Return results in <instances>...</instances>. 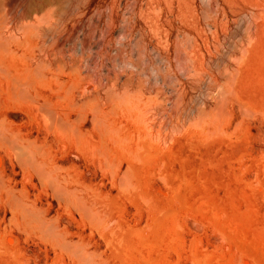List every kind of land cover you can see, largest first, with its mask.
Here are the masks:
<instances>
[{
	"label": "rangeland",
	"instance_id": "374dc122",
	"mask_svg": "<svg viewBox=\"0 0 264 264\" xmlns=\"http://www.w3.org/2000/svg\"><path fill=\"white\" fill-rule=\"evenodd\" d=\"M54 1L56 13L47 0L37 11L29 0H0L5 41L28 28L33 38L35 21L56 24L35 48L41 80L23 57L0 61V132L45 146L68 180L60 195L0 140V264H264V0ZM28 32L18 40L31 47ZM124 83L143 84L169 123L160 116L158 131L119 112L115 137L127 145L106 138L107 159L92 121ZM77 115L83 131L67 132ZM74 187L80 193L67 194Z\"/></svg>",
	"mask_w": 264,
	"mask_h": 264
},
{
	"label": "bare ground",
	"instance_id": "6f19581e",
	"mask_svg": "<svg viewBox=\"0 0 264 264\" xmlns=\"http://www.w3.org/2000/svg\"><path fill=\"white\" fill-rule=\"evenodd\" d=\"M38 2H39V0H37ZM37 1L36 0H29V2L28 3H26V5H27V8H28V10L29 11H34V10H36L37 9ZM45 2H46V0H44ZM48 2H46V3H48L50 6L52 5V12H54V13H56L55 11H56V7H55V5H57V2L56 1H54V0H47ZM58 1V0H57ZM45 3V4H46ZM44 4V5H45ZM39 6H40V4H39ZM120 6V5H119ZM108 7V6H107ZM41 9H43V8H41V6H40V10ZM57 9H58V7H57ZM50 10V9H49ZM37 11V10H36ZM48 11V10H47ZM58 11V10H57ZM31 13H34V12H31ZM53 13V14H54ZM35 14V13H34ZM58 14V13H57ZM26 16H27V14H25ZM31 15V14H30ZM44 15V14H43ZM52 15V14H51ZM51 15H49V16H51ZM54 15H56V14H54ZM29 16V15H28ZM33 17H35L36 16V19L35 20H37V19H39V17L37 18V15L35 14V16L34 15H32ZM27 18V17H26ZM51 18H53V16L51 17ZM51 18H49L48 17V20L49 19H51ZM54 18H56V16H54ZM53 18V19H54ZM28 19H30V18H28ZM33 19V18H32ZM40 19H41V16H40ZM34 20V21H35ZM29 21H31V20H29ZM34 21H31V24H33V22ZM41 21V20H40ZM46 21H47V19H46ZM36 22V21H35ZM34 22V27H33V29L31 28V31H32V33L33 34H35V35H33L32 37L33 38H36V41H35V45H33V46H29L28 44H29V42H27V41H25V42H27L28 44H22L23 42H21L20 43V41L18 40V38L20 39V37H18V38H16L15 40H13L14 39V36H13V34H12V36H13V39H12V41L9 39V41H5L4 39H1L2 37H0V39H1V41L3 40V42H1L0 43V61H3L4 59H5V57H7V56H10V57H23V59L24 60H28L29 62H30V67L31 68H29V71H31V72H34V73H32L33 75H34V77H35V74L37 75V73L39 72V70H41V72H39L40 73V75H43V73H42V70L44 71V69H41V66L42 65H40L39 66V63H38V60L37 61H35V59H33L36 55H35V48L36 49H38L39 51H41V50H44V49H42L43 48V46H44V44H45V41H46V35L44 34V36H42L43 35V32L44 33H46V31L47 32H49L48 31V29L50 28V30L51 31H53L54 29H56V28H53V25L54 26H56V24H54L53 23V25H52V23H51V25H50V27L48 28L47 26H48V23H46V25H45V27L46 28H44V26H43V24H44V22H43V24H41V23H39L38 22V20H37V22L39 23H35ZM49 22V21H48ZM50 22H54V21H50ZM49 22V23H50ZM57 22V21H56ZM26 23V22H25ZM24 24V23H23ZM27 25V24H26ZM6 26V25H5ZM20 26H22V25H20ZM24 26H25V24H24ZM30 26V25H29ZM2 27V29L4 30V26H1ZM31 27V26H30ZM9 28V27H8ZM6 29V28H5ZM12 29V28H11ZM30 28H28V30H29ZM45 29H46V31H45ZM13 30V29H12ZM21 30V29H20ZM28 30H27V32H28ZM24 31V30H23ZM22 30H21V32H23ZM50 31V32H51ZM146 31V30H145ZM157 31V30H156ZM27 32L25 33V31L22 33V35L24 36L25 34L26 35H28L27 34ZM49 32V33H50ZM54 32V31H53ZM138 32H139V30H138ZM9 33V32H8ZM9 33V34H10ZM29 33V32H28ZM52 33V32H51ZM1 34H2V32H1ZM19 34H21V33H19ZM30 34V38H31V33H29ZM48 34V33H47ZM2 36V35H1ZM12 36H10L9 35V38H12ZM23 36L21 37V39L23 38ZM48 36V35H47ZM139 36V35H138ZM28 37H29V35H28ZM27 37V39H30V38H28ZM55 37V36H54ZM4 38H5V36H4ZM24 38H26L25 36H24ZM23 38V39H24ZM33 38H31V39H33ZM6 39V38H5ZM8 39V38H7ZM25 40V39H24ZM50 41L48 42V43H50L51 42V39H49ZM13 43H15V45H14V47L12 46V44ZM47 43V44H48ZM52 44V43H51ZM49 46H51L50 44H48ZM47 51V50H46ZM38 52V51H37ZM45 52V51H44ZM42 53V52H41ZM40 52H39V54H41ZM46 53V52H45ZM44 53V54H45ZM36 54H38V53H36ZM46 55V54H45ZM39 56V55H38ZM39 57H41V56H39ZM38 57V58H39ZM43 57H45L44 55H43ZM163 57V56H162ZM36 58V57H35ZM31 60H33V61H31ZM5 61V60H4ZM12 61V60H11ZM40 61H41V59H40ZM20 62V61H19ZM23 62H27V61H23ZM41 62H43V63H45L43 60L41 61ZM3 63V62H2ZM21 63V62H20ZM41 64V63H40ZM1 65V64H0ZM46 65V64H45ZM43 66V67H45V68H47L46 66ZM169 66V65H168ZM5 67V66H4ZM40 67V68H39ZM16 68V67H15ZM22 68V67H21ZM20 68V69H21ZM1 69V68H0ZM1 70H3V69H1ZM25 70H27V69H24V73H25ZM14 71H15V69H14ZM29 71H27L28 73H29ZM37 71V72H36ZM1 72V71H0ZM6 72V71H5ZM26 72V73H27ZM7 73V72H6ZM10 73V72H9ZM15 73H17L18 74V72H15ZM27 73V74H28ZM39 73H38V75L36 76L37 77V79L38 80H41V78L39 79V77L38 76H40L39 75ZM22 74V73H21ZM18 75H20V72H19V74ZM31 75V74H30ZM133 75V74H132ZM2 76V75H1ZM10 76V75H9ZM45 76V75H44ZM129 76V75H128ZM15 77V76H14ZM13 77V78H14ZM26 77V76H25ZM25 77H23L22 76V79L23 78H25ZM28 77V76H27ZM26 77V78H27ZM42 77V76H41ZM46 77V76H45ZM45 77H42V78H45ZM7 78V77H6ZM12 78V79H13ZM17 78H18V76H17ZM16 78V80H14V81H16L15 83L17 84V86L20 84L19 82L21 81V79L19 80V82H18V79ZM131 78V77H130ZM29 79H26V80H24L23 82L24 83H21V84H24L25 85V81H28ZM31 80V79H30ZM142 80V79H141ZM128 81H129V79H128ZM138 81V80H137ZM31 82V81H30ZM34 81L32 80V83H33ZM122 82V81H121ZM11 83H12V80H11ZM14 83V82H13ZM116 83V82H115ZM114 83V84H115ZM138 83H139V81H138ZM143 83V82H142ZM20 84V85H21ZM37 84H38V82H37ZM113 84V85H114ZM125 84V83H124ZM127 84V83H126ZM121 85L120 87H116V88H112V90L110 89V91L108 92V94H107V101H106V99H105V101L106 102H104L103 103V105L102 104H100V106L101 107H97V109L96 110H98L99 111V113L95 116V120L94 121H92L93 122V128H95V127H98V128H100V130L102 131V135H103V138H102V136H101V141L100 142H102L101 144L103 145L102 147H104V151H105V155H107V156H105V158L107 157V159H108V155H111L110 153H111V148L108 146V144H107V141H105V139L106 138H113V141H114V139H115V141L116 142H114V143H116V145L118 144L119 145V147L120 148H124V145H127V144H123V143H121V140L123 141V139H121V140H119V139H117L118 137H115V135H119V133L117 132V130L118 129H120L121 128V126H122V124L121 125H118V127L119 128H116V126H115V124H114V121H112V119L111 118H114V117H116V115H118V113L120 112H122V113H124V112H126V113H128V114H130V116L131 115H133V116H135L134 117V119H138V118H141V119H143L142 121H144V120H149L150 122L152 121V126L151 127H155L156 128V130H158L159 131V129H158V127H160V120H159V117L161 116V119H162V116H164V118H163V120H164V122H163V120H162V122L163 123H165V127L167 128V123H169V121H168V118H167V115H166V108H164V107H158V108H154L153 106H155L156 105V103H155V105H151L152 106V108H150V106H148V105H150V104H148V99L150 98V97H152L153 96V94L152 93H148V95H149V97H148V95H146V92H148V91H145V89H143V88H145V87H143L141 84H137L139 87H137V88H133V87H130L128 84H130V82L127 84V85ZM133 84V83H132ZM15 85V84H14ZM23 85V86H24ZM27 86H30V83H27L26 84ZM131 85V84H130ZM141 85V86H140ZM145 85V84H144ZM11 86H13V85H11ZM16 86V87H17ZM23 86H22V89H23ZM117 86V85H116ZM16 87H15V89H14V91H12V88H11V91H12V93L13 92H15V90H16ZM25 87V86H24ZM19 88H21L20 86H19ZM28 88V87H27ZM26 88V89H27ZM22 89H17L18 91H20V90H22ZM29 89H30V87H29ZM16 90V91H17ZM28 92V90L26 91L25 89H23V91H20V92ZM32 91V90H31ZM164 91V90H163ZM20 92H18V94H15L16 96L17 95H21L20 97H22L23 99H25L26 98V96H24V95H27L28 93H26V94H23V93H21L20 94ZM149 92H151V91H149ZM159 92V91H158ZM13 94V95H14ZM151 94H152V96H151ZM156 94V93H155ZM166 94V93H165ZM164 94V95H165ZM29 95V94H28ZM160 95V94H159ZM12 96V95H11ZM155 96V95H154ZM18 97V96H17ZM20 97H18L19 99H20ZM31 97V96H30ZM29 97V98H30ZM155 97H158V94L155 96ZM163 96H161L160 97V99H163L164 97H167V96H164L163 98H162ZM9 98H12V97H9ZM16 98V97H15ZM14 98V99H15ZM21 98V99H22ZM153 98V97H152ZM159 98V97H158ZM17 99V98H16ZM19 99H17V100H19ZM158 100V99H157ZM168 100V98L166 99V101ZM24 101V100H23ZM28 101V100H27ZM151 101V100H150ZM149 101V102H150ZM158 101H160V100H158ZM158 101H156V102H158ZM165 101V100H164ZM43 103V102H42ZM162 103H164V102H162ZM166 103V102H165ZM37 104H38V102H37ZM40 104V103H39ZM44 104V103H43ZM157 104H159V103H157ZM40 105H42V104H40ZM158 105H156L155 107H157ZM159 106H160V104H159ZM41 107V106H40ZM43 107V106H42ZM41 107V108H42ZM165 107H167V106H165ZM100 108V109H99ZM37 109H38V107H37ZM48 109V108H47ZM169 109V108H168ZM40 110V109H39ZM170 111V110H169ZM44 112V111H43ZM52 112V111H51ZM96 112V111H95ZM122 113H121V115H122ZM45 114V113H44ZM48 114V113H47ZM49 114H50V111H49ZM127 114V115H128ZM52 115V114H51ZM82 114L80 113V116H81ZM78 116V115H77ZM83 116V115H82ZM54 117V116H53ZM86 117V116H85ZM93 117H94V115H93ZM118 117V116H117ZM129 117V116H128ZM137 117V118H136ZM5 118V117H4ZM131 118V117H130ZM67 119V121H65ZM65 120H62L63 122L65 121V124H66V122H67V124H66V126H65V124L64 125H62L63 123H62V121H61V126L59 125L60 123H58V125L56 124V126H59L60 128H58V129H61V127L63 126V128L61 129L62 131L64 130V128L66 127L67 129H68V131L67 132H69L70 133V131L73 133V132H77L78 130H82L83 129V125H81V122L80 121H82V117L80 118L79 116H78V119H79V122L80 123H78L77 124V121H75L76 120V118L74 119V120H68V118H66ZM94 119V118H93ZM92 119V120H93ZM133 119V118H132ZM122 120V119H121ZM129 120V118L127 119V121ZM139 120V119H138ZM54 121V120H53ZM134 121V120H133ZM139 121H141V120H139ZM142 121H141V123H142ZM148 121V122H149ZM168 121V122H167ZM1 122H3V121H1ZM0 122V123H1ZM7 123H9L8 121H6ZM84 122H85V120H84ZM118 122V121H117ZM135 122V121H134ZM6 123V124H7ZM56 123H57V121H56ZM131 123H133V122H131ZM140 122H139V125L141 124ZM143 123H145V122H143ZM4 124V123H3ZM53 124V123H52ZM120 124V123H119ZM124 124V123H123ZM147 124V123H146ZM146 124H142V125H145L146 126ZM149 124V123H148ZM1 125V124H0ZM138 125V124H137ZM151 125V124H150ZM3 126L4 125H2V128H3ZM65 126V127H64ZM53 127V126H52ZM142 127V126H141ZM150 127V128H151ZM116 128V129H115ZM165 128V129H166ZM9 129V128H8ZM66 129V130H67ZM85 129V128H84ZM143 129H145L146 131H147V134H148V130H147V127L146 128H143ZM142 129V130H143ZM4 130V129H3ZM3 130H0V131H3ZM57 130V129H56ZM115 130H116V133H118V134H115ZM5 131H6V129H5ZM83 131V130H82ZM88 131V130H87ZM125 131V130H124ZM145 131V132H146ZM162 131V130H161ZM4 132V131H3ZM1 133L0 132V140L2 141V143H4L3 145H5V146H7L8 148H10L12 151H13V153L15 152V154H16V157L18 156L20 159H22L23 161H24V163L25 164H27V165H29L30 166V168L32 167L33 169H34V171H36V172H38L39 173V176L44 180V181H47V182H49V183H51L53 186H54V188L55 189H57L56 191L58 192V193H60L61 192V194L60 195H63L62 193H64V194H66L65 193V191H66V189H64V183L65 184H67L68 182H66V181H68L66 178V176H63V175H61L60 173H59V168H58V166L56 165V163H54V162H52L50 159H51V157H50V159L48 158L49 156L46 154V152H45V146L43 147V146H41V145H37V144H35V143H33V142H31V140H27V139H24V138H21V137H19V136H17V134H14V135H12L13 133H11V135L12 136H9L10 135V133H9V135H7V134H4V133ZM18 132V131H17ZM61 132V131H60ZM66 132V131H65ZM157 132V131H156ZM6 133V132H5ZM61 133H63V132H61ZM68 133V134H69ZM72 133H71V135H72ZM99 133H101L100 131H99ZM137 133H138V131H137ZM158 133V132H157ZM161 133V132H160ZM164 133H166V132H164ZM140 134V133H139ZM18 135H19V132H18ZM64 135V134H63ZM66 135V134H65ZM64 135V136H65ZM131 135H134V134H131ZM149 136H150V134H148ZM161 135V134H160ZM159 135V136H160ZM163 135V134H162ZM85 136V135H84ZM67 137V136H66ZM65 137V138H66ZM124 137H126V136H124ZM138 137H140V136H138ZM137 137V138H138ZM161 137V136H160ZM144 138H145V136H144ZM143 138V139H144ZM155 138L156 137H154L153 139L155 140ZM159 138V137H158ZM163 138H165V137H163ZM146 139V138H145ZM144 139V140H145ZM109 140V139H108ZM112 140V139H111ZM128 140V141H127ZM126 141L127 142H129V139H127ZM137 140H139V139H137ZM141 140V139H140ZM143 140V141H144ZM149 140V139H148ZM158 140V139H157ZM156 140V141H157ZM79 141V140H78ZM113 141H112V143H113ZM125 141V140H124ZM131 141V140H130ZM147 141V140H146ZM62 142V141H61ZM139 142V141H138ZM137 141H136V145H137V143H138ZM151 142V141H150ZM44 143V142H43ZM67 143H68V141H67ZM79 143V142H78ZM109 143V142H108ZM120 143L123 145L122 147L120 146ZM145 143V142H144ZM148 143V142H147ZM151 143H153V141L151 142ZM151 143L148 145L149 147H151ZM157 143V142H156ZM65 144V143H64ZM80 144V143H79ZM155 144V143H154ZM167 144V143H166ZM62 145H63V143H62ZM78 145V144H77ZM114 146H115V144H113ZM142 145V144H141ZM153 145V144H152ZM163 145H165V144H163ZM76 146V145H75ZM85 146V145H84ZM138 146V145H137ZM143 146H145L144 144H143ZM147 146V145H146ZM147 146V147H148ZM67 147V146H66ZM94 147V146H93ZM101 147V146H100ZM128 147V146H127ZM135 147V146H134ZM146 147V148H147ZM162 147V146H161ZM6 148V147H5ZM46 148H47V146H46ZM113 148H115V147H113ZM129 148H131V147H129ZM152 148V147H151ZM78 149V148H77ZM97 149V148H96ZM100 149V148H99ZM116 149V148H115ZM118 150H119V148H118ZM132 150V149H131ZM80 151V150H79ZM98 151V150H97ZM104 151H103V153H104ZM127 151V150H126ZM138 151H140L137 147H136V150H134V152L135 153H138ZM146 151H147V149H146ZM48 152V151H47ZM82 152V151H81ZM101 152V151H100ZM124 152V151H123ZM122 152V153H123ZM130 152V151H129ZM8 153V152H7ZM94 153H96V151L95 152H93V154ZM107 153V154H106ZM146 153V152H145ZM113 154V153H112ZM133 154V153H132ZM104 155V154H103ZM133 155H135V154H133ZM132 155V156H133ZM93 156V155H92ZM101 156V155H100ZM114 158H115V156L114 155H112ZM131 156V155H130ZM103 157V156H102ZM110 157V156H109ZM129 157V156H128ZM137 157V156H136ZM139 157V156H138ZM136 159V158H135ZM134 158H133V160H135ZM105 160V159H104ZM119 160V159H118ZM137 160V159H136ZM21 161V160H20ZM22 161V162H23ZM138 161L140 162V160L138 159ZM112 162V161H111ZM120 162V161H119ZM106 163V162H105ZM108 163V162H107ZM114 163H117V162H114ZM111 164V163H110ZM109 163H108V165H110ZM121 164V162L118 164V166ZM117 166V168H119ZM114 168H116V167H114ZM116 170V169H115ZM118 170V169H117ZM116 170V171H117ZM116 171H114V172H116ZM115 174V173H114ZM124 176V175H123ZM70 189H74V190H70ZM65 190V191H64ZM77 190V191H76ZM79 190H81V189H79ZM70 191V192H69ZM76 191V192H75ZM68 193L67 194H70V193H72V192H75V193H77V192H79L78 191V188H76V187H74V188H69V190L67 191ZM75 193H72V194H74V195H76ZM80 193V192H79ZM81 193H82V191H81ZM71 194V198H69V196L70 195H65L66 196V198L67 199H72L73 198V200L75 199V196L74 195H72ZM64 196V195H63ZM77 196H78V194H77ZM79 197V196H78ZM79 198H81V196L79 197ZM77 199V198H76ZM75 199V200H76ZM77 201V200H76ZM75 201V202H76ZM85 207V206H84ZM87 207V206H86ZM85 207V208H86ZM20 208H21V210H22V213H23V215H24V217L25 218H27L28 219V221L30 222V223H32V224H34L35 226H37V227H39L38 225H40V227L39 228H44L43 226H41L42 225V222L44 223V225H45V222L44 221H42L43 219H40L39 217V215H37L34 211H32L28 206H26V205H20ZM90 209V208H89ZM89 209H87V211L89 210ZM92 212V211H91ZM89 213H90V210H89ZM87 214H88V212H87ZM92 214V213H91ZM109 215V214H108ZM92 216V215H91ZM93 216H94V214H93ZM107 216V215H106ZM98 217V216H97ZM103 219H104V217H103ZM100 220V221H99ZM99 220H98V222H100V225H101V223H102V219L99 217ZM97 221V220H96ZM103 223H104V221H103ZM108 227V226H107ZM46 228H48V227H46ZM45 229V228H44ZM43 229V230H44ZM46 230H48V229H45V231ZM51 228L49 229V231H48V233H52L51 231ZM58 233L56 232V233H54V235H57ZM53 235V234H52ZM59 235V234H58ZM60 236H62V235H60ZM57 237H59V236H56V238L55 239H59V238H57ZM62 239H65L63 236L61 237ZM65 241V240H64ZM62 242V241H61ZM66 242V241H65ZM68 242V241H67ZM67 242L66 243H64L63 244V246L64 245H66L67 244ZM69 244V243H68ZM72 245V244H71ZM68 246H70V244L68 245ZM67 246V247H68ZM76 245H73V247H71L72 248V250H74V247H75ZM81 247V246H80ZM80 247H78V248H75V251H76V249H79ZM70 248V247H69ZM70 248V249H71ZM82 249V248H81ZM71 251V250H70ZM75 251H74V256H75ZM79 251V250H78ZM76 252L77 254V256L79 255V252H80V255H81V252H82V250H80L79 252ZM84 251V250H83ZM73 252V251H72ZM83 253V252H82ZM90 253V252H89ZM84 254H86L87 255V253H83V255ZM79 255V256H80ZM83 255H82V257H83ZM90 255H91V253H90ZM85 256V255H84ZM88 256H89V254H88ZM78 258V257H77ZM88 258H90V257H87L86 258V260L85 261H87V259ZM79 259V258H78ZM82 258H80V260H81ZM84 259L85 258H83V261H84ZM90 260V259H89ZM84 261V262H85ZM89 263V262H88Z\"/></svg>",
	"mask_w": 264,
	"mask_h": 264
}]
</instances>
